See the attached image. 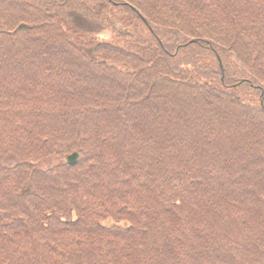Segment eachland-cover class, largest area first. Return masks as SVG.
<instances>
[{"label":"trees","instance_id":"obj_1","mask_svg":"<svg viewBox=\"0 0 264 264\" xmlns=\"http://www.w3.org/2000/svg\"><path fill=\"white\" fill-rule=\"evenodd\" d=\"M0 264H264V0H0Z\"/></svg>","mask_w":264,"mask_h":264},{"label":"water","instance_id":"obj_2","mask_svg":"<svg viewBox=\"0 0 264 264\" xmlns=\"http://www.w3.org/2000/svg\"><path fill=\"white\" fill-rule=\"evenodd\" d=\"M79 159H80V154L78 152H73L65 155V161L70 166L76 165Z\"/></svg>","mask_w":264,"mask_h":264},{"label":"rangeland","instance_id":"obj_3","mask_svg":"<svg viewBox=\"0 0 264 264\" xmlns=\"http://www.w3.org/2000/svg\"><path fill=\"white\" fill-rule=\"evenodd\" d=\"M88 29H96L95 26L91 25L90 28ZM101 35L99 36V38H102L104 40H109V41H113L114 40V37L111 35V32H102L100 33Z\"/></svg>","mask_w":264,"mask_h":264}]
</instances>
